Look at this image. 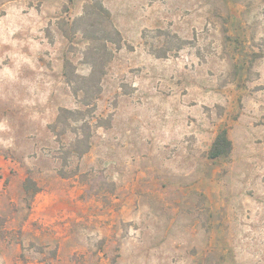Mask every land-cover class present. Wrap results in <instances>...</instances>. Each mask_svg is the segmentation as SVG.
<instances>
[{
    "label": "rangeland",
    "instance_id": "obj_1",
    "mask_svg": "<svg viewBox=\"0 0 264 264\" xmlns=\"http://www.w3.org/2000/svg\"><path fill=\"white\" fill-rule=\"evenodd\" d=\"M100 1L88 25L120 36L65 165L50 125L86 108L66 66L92 72L93 2L0 0V264H264V0Z\"/></svg>",
    "mask_w": 264,
    "mask_h": 264
},
{
    "label": "trees",
    "instance_id": "obj_2",
    "mask_svg": "<svg viewBox=\"0 0 264 264\" xmlns=\"http://www.w3.org/2000/svg\"><path fill=\"white\" fill-rule=\"evenodd\" d=\"M92 2V8L95 11L86 12V14L79 17L75 23V25L78 23L82 24L81 30H83L85 37L89 40L90 46L86 55L92 72L89 76H82L76 73L74 74V70L70 68L71 63H67L66 66V69L69 70L68 72L66 70L67 82L72 86L75 95L80 98L81 103L86 108L74 110L60 108L55 122L50 125V129L58 138L63 137L69 132L75 135L74 140L70 142L68 147L64 148L65 156L63 157V160L65 165H67L71 158H83L92 148L93 124L90 119H88V115L91 114L93 109L89 107L91 105L89 98L91 97L92 88L95 86L99 87L100 85L101 75L99 74V70H104V67L102 66H106V63L112 56V53L108 51L107 44L109 42L115 43L117 41L116 39H112V34H114V32L120 36L118 32L112 30L109 26L104 25L102 28L95 29V26L88 25L91 23L90 19L92 16L99 19H108L110 17L109 11L104 8L100 0H92ZM85 24H87L86 26L89 28L85 27ZM106 55L109 56L107 59L108 61H104ZM85 83L86 87L84 86ZM96 126H100L99 122ZM233 148L234 145L229 137L228 130L222 129L217 134L211 145L209 159H227L231 156ZM59 175L67 178L73 176L74 174L70 175L65 173L63 169H60ZM23 187L25 193L32 199H34L35 196L42 191V188L39 186L37 181L31 176H28L24 180Z\"/></svg>",
    "mask_w": 264,
    "mask_h": 264
}]
</instances>
